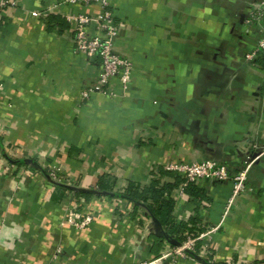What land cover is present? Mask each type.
Segmentation results:
<instances>
[{"label":"crops","instance_id":"obj_1","mask_svg":"<svg viewBox=\"0 0 264 264\" xmlns=\"http://www.w3.org/2000/svg\"><path fill=\"white\" fill-rule=\"evenodd\" d=\"M13 1L0 15V264L155 260L175 240L121 196L154 180L170 186L175 222L203 225L198 243L210 245L214 264H264V153L232 201L230 179L194 183L202 198L177 195L181 178L164 170L205 158L236 170L264 148V61L244 57L258 37L247 22L257 0H109L132 81L124 94L87 100L81 91L99 65L76 53L66 16L98 5ZM50 169L59 181L43 173ZM79 197L94 218L76 229L63 218Z\"/></svg>","mask_w":264,"mask_h":264},{"label":"built area","instance_id":"obj_2","mask_svg":"<svg viewBox=\"0 0 264 264\" xmlns=\"http://www.w3.org/2000/svg\"><path fill=\"white\" fill-rule=\"evenodd\" d=\"M70 3L84 5L96 4L99 10L95 14H74L66 16V20L73 23L72 42L76 53L82 54L88 60L97 61L99 72L97 77L85 84L81 91L82 99H89L94 93L108 96H118L128 91L132 81L133 63L130 58L121 54L116 49L115 40L119 34V25L116 23L109 6V0H65ZM13 0H0V15L4 9L14 6ZM247 22L258 31L254 47L244 53L246 60H254L257 57H264V0H257L248 12ZM113 81L118 83L120 89L117 92L113 87ZM1 87V85H0ZM264 153V148L254 156L249 155L243 161L242 167L234 170L227 162L217 158H205L192 162L170 163L164 167L165 171L173 172L181 179L176 186V194L184 195L190 184L201 180L226 181L233 183V192L230 201L241 192L248 190L247 175L251 165ZM50 181H59L57 170L50 169L48 173ZM83 199L80 197L71 204L64 214V223L70 227L80 229L89 226L93 221L92 213H85L79 209ZM203 227L202 224H198ZM211 229V228H210ZM206 231V230H205ZM205 236L204 231L195 235H187L179 242V246L172 245L155 260L141 264H159L161 259L175 257H191L188 253H196L202 257L196 259V264H207L211 262V248L209 244L201 243L199 248L196 243ZM205 260L207 262H205Z\"/></svg>","mask_w":264,"mask_h":264},{"label":"trees","instance_id":"obj_3","mask_svg":"<svg viewBox=\"0 0 264 264\" xmlns=\"http://www.w3.org/2000/svg\"><path fill=\"white\" fill-rule=\"evenodd\" d=\"M260 59L261 62L264 61V57ZM49 171L50 170H44L43 173L48 175ZM108 183H105L101 178L97 183V189H106L109 186ZM169 192V185H160L157 180H154L152 184H150L148 187H140V185L138 184L130 183L126 188L125 193L121 196L134 202L136 206H142L148 212L149 216L156 218L166 230V235L169 239L175 240L177 242H182L185 239V237L182 236L185 230H187L188 234L192 236L199 231V227L197 226V223L194 220H192V224H195L196 227L189 226L188 224L186 225L185 223L175 222L172 215L174 208V200L172 199V197H170ZM185 193H191L193 196L202 198L203 192L196 189L193 184H190L186 188ZM75 194L78 196L81 195V193ZM159 241L161 242V240ZM153 246V248L151 247V251H157V247H160V244L154 243ZM200 246V243H196L197 248H199ZM188 254L194 257L198 256L196 253ZM205 262L207 261L205 260ZM207 264H214V262H207Z\"/></svg>","mask_w":264,"mask_h":264},{"label":"water","instance_id":"obj_4","mask_svg":"<svg viewBox=\"0 0 264 264\" xmlns=\"http://www.w3.org/2000/svg\"><path fill=\"white\" fill-rule=\"evenodd\" d=\"M214 152V151H213ZM256 153H254L253 154V156L255 155ZM214 157H219V151H215L214 152ZM75 191H78V189L77 188H73ZM158 225L159 224V222L156 220V219H153L152 221H151V225ZM173 245H175V246H179L180 245V243L179 242H177V241H173V243H172Z\"/></svg>","mask_w":264,"mask_h":264}]
</instances>
